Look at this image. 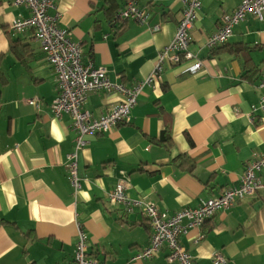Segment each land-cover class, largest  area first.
<instances>
[{"label": "crops", "instance_id": "0c3cea01", "mask_svg": "<svg viewBox=\"0 0 264 264\" xmlns=\"http://www.w3.org/2000/svg\"><path fill=\"white\" fill-rule=\"evenodd\" d=\"M53 1L48 13H59L82 62L128 88L149 76L182 13L178 0H138L148 22L118 24L106 0ZM116 1L122 8L125 0ZM200 2L187 48L193 58L166 65L160 80L144 86L125 124L82 138L75 196L67 156L77 134L69 115L52 113L55 72L32 30H11L29 10L0 0V264H74L78 227L103 264H170L166 249L131 260L150 243L149 223L106 194L123 182L129 198L172 215L238 185L246 166L264 157V112L253 111L264 95V11L261 21L246 15L225 45L208 49L206 38L240 0ZM195 62L199 72L184 73ZM117 100L115 92H89L84 109L98 117ZM258 175L264 182V171ZM180 242L195 264H213L215 254L224 264H264V189L190 228Z\"/></svg>", "mask_w": 264, "mask_h": 264}, {"label": "built area", "instance_id": "2783aa9c", "mask_svg": "<svg viewBox=\"0 0 264 264\" xmlns=\"http://www.w3.org/2000/svg\"><path fill=\"white\" fill-rule=\"evenodd\" d=\"M182 5L181 18L177 24L173 40L158 55L156 64L149 76L128 88L124 85L113 84L109 81L104 68H95L91 64L82 62V49L79 43L74 42L67 29L60 27V15H53L49 10L55 9L53 0H13L17 6L24 5L30 15L27 18L16 19L11 24V30L22 33L32 29L35 39L46 60L53 68L57 80V94L51 104L55 119L67 114L72 119V130L77 134L75 151L67 156V178L76 196L81 189L77 176L78 151L83 145L84 136L105 134L110 130L125 124L128 121L131 109L136 103L138 94L146 85L160 80L166 65H177L181 60H190L193 56L187 48L191 41V30L201 8L200 0H178ZM264 0H240L239 6L230 14L221 18L218 31L206 38L205 46L214 49L226 44L233 34L234 28L244 20L246 15H251L262 20ZM117 20L137 21L145 24L149 14L138 6V0H127L118 10ZM155 25L152 30H158ZM201 69V63L195 62L184 73L195 75ZM264 88V72L260 81ZM104 91L115 92L117 102L109 110L98 117L93 116L84 109L89 92ZM33 103V102H32ZM260 109L264 112V95L259 105L253 111ZM264 171V157L254 158L246 166L239 184L226 188L215 197L200 200L196 208H187L169 215L160 212L152 202L143 199H131L126 194V186L119 182L114 189L106 194L110 204L123 206L126 213L130 214L135 209L147 218L150 226V243L140 252H137L132 261L153 258L163 249L168 251V263L195 264L191 255L181 244V237L188 233L190 228L199 229L204 221L219 210L232 207L237 201L254 195L264 189L258 173ZM224 258L215 254L213 264H224ZM74 264H103L95 256L88 253L87 236L81 227H78L76 242L73 251Z\"/></svg>", "mask_w": 264, "mask_h": 264}, {"label": "trees", "instance_id": "16d2710c", "mask_svg": "<svg viewBox=\"0 0 264 264\" xmlns=\"http://www.w3.org/2000/svg\"><path fill=\"white\" fill-rule=\"evenodd\" d=\"M127 0H125V2H126ZM105 3H106V7H107V11H111V10H113V11H115V14H114V17H115V20L118 22V24H123V23H125V22H128L129 20H125V21H122V20H117L116 19V15H117V13H118V10H119V8H118V5H117V1L116 0H106L105 1ZM125 4V3H124ZM123 4V5H124ZM21 6H24V5H21ZM13 23V22H12ZM30 30H32V29H30ZM33 31V30H32ZM34 32V31H33ZM23 33V32H22ZM34 36H35V33H34ZM225 45V44H224ZM22 49H29V47L28 46H23L22 47ZM19 59H22V58H24V55L23 54H19V53H17V55H16ZM166 136V131L164 130V132L162 133V135H161V137L160 138H162V139H166L168 136H166V138H164ZM162 139H160V142L162 141V142H164V140H162ZM181 156H176L174 159H177V158H180Z\"/></svg>", "mask_w": 264, "mask_h": 264}]
</instances>
